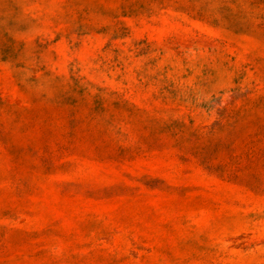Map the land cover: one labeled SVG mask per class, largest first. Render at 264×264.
<instances>
[{
	"label": "rangeland",
	"instance_id": "obj_1",
	"mask_svg": "<svg viewBox=\"0 0 264 264\" xmlns=\"http://www.w3.org/2000/svg\"><path fill=\"white\" fill-rule=\"evenodd\" d=\"M0 264H264V0H0Z\"/></svg>",
	"mask_w": 264,
	"mask_h": 264
}]
</instances>
